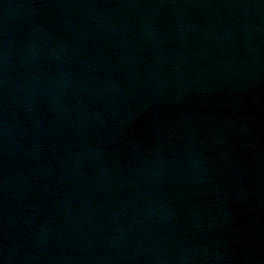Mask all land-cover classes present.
<instances>
[{
    "label": "water",
    "instance_id": "95a60500",
    "mask_svg": "<svg viewBox=\"0 0 264 264\" xmlns=\"http://www.w3.org/2000/svg\"><path fill=\"white\" fill-rule=\"evenodd\" d=\"M0 264H264V0H0Z\"/></svg>",
    "mask_w": 264,
    "mask_h": 264
}]
</instances>
